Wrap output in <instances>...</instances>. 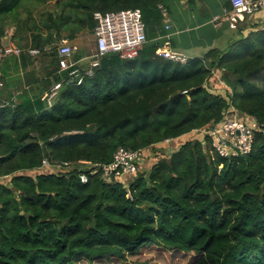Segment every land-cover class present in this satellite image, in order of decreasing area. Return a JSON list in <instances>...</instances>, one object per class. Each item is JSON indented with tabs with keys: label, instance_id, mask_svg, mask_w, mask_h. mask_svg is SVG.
<instances>
[{
	"label": "trees",
	"instance_id": "trees-1",
	"mask_svg": "<svg viewBox=\"0 0 264 264\" xmlns=\"http://www.w3.org/2000/svg\"><path fill=\"white\" fill-rule=\"evenodd\" d=\"M48 1L0 0V42L9 24L32 31L13 36L17 57L93 33L99 12L140 7L145 23L161 21L167 0H53L36 10ZM255 13L236 25L238 55L230 45L177 61L152 43L132 60L105 56L93 75L69 82L56 51H43L54 57L48 80L35 81L43 88L0 99V264H97L150 244L194 252L189 264H264V23L248 20ZM231 110L256 120L255 139L249 153L223 157L206 131ZM171 145L143 167L157 159L149 150ZM119 147L146 161L108 183L91 167L111 163Z\"/></svg>",
	"mask_w": 264,
	"mask_h": 264
},
{
	"label": "built area",
	"instance_id": "built-area-1",
	"mask_svg": "<svg viewBox=\"0 0 264 264\" xmlns=\"http://www.w3.org/2000/svg\"><path fill=\"white\" fill-rule=\"evenodd\" d=\"M232 7L225 9L222 13L216 14L213 18L215 23L229 21L231 24H239L245 21L248 14L255 13L264 9V0H230ZM166 28L171 27V17L168 8L160 4ZM97 24L93 34L96 37V50L87 56L89 61L87 68H82L79 62L74 59L75 53L79 50L76 42L70 39H55L52 44L43 48H31L29 53L33 57L40 56L43 51H56L59 71L68 72V81L71 82L74 78H79L81 82L84 75H93L94 69L101 63L103 57L116 54L121 59L132 60L137 58L145 48L147 37V26L144 21L143 12L140 7L127 8L116 11H110L105 14L96 13ZM6 31V37L10 39L8 44L0 47V59L4 56L14 55L19 56L22 53V48L13 40V33ZM55 46V48H54ZM157 53L168 59L177 61H186L187 57L182 53L168 48L160 47ZM84 72L85 74H83ZM4 83L0 81V86ZM60 84L56 85L58 88ZM257 122L253 119L252 123H247L236 114H229L223 123L214 125L209 128L206 133L213 140V147L216 152L223 157H234L239 154H247L253 148L255 139V127ZM146 159L144 153L140 150H132L126 147H119L114 159L109 164H95L91 167V172H102L106 182H113V177L124 179L126 175L133 176ZM59 167L69 165L68 162L58 164ZM4 176L0 174V180ZM81 178L87 181L88 174L82 173Z\"/></svg>",
	"mask_w": 264,
	"mask_h": 264
},
{
	"label": "crops",
	"instance_id": "crops-1",
	"mask_svg": "<svg viewBox=\"0 0 264 264\" xmlns=\"http://www.w3.org/2000/svg\"><path fill=\"white\" fill-rule=\"evenodd\" d=\"M53 2V0L50 2L48 1V4ZM230 5V0H167L165 6L169 10L172 25L167 29L164 19L159 21L160 19H158V17H152V23H146L147 44L159 43L160 47L174 49L187 58L203 57L211 48L227 50L233 41L239 40L240 38L237 27L229 21L215 23L213 18L216 14L222 13L225 9H230L232 7V5L231 7ZM44 6L45 5L37 6L36 10L38 11ZM19 14H21V17H25V9L21 8ZM249 19L251 20L250 22L253 23L264 22V9L250 16L248 20ZM7 27H9L8 32L13 33V36L16 33L18 36L23 37L27 35L32 39V31L30 30L20 31L15 23L7 25L6 30H8ZM41 31L43 35L48 34V31L45 29ZM1 38V47L10 42V39L6 37V35H2ZM77 40L78 38L71 40L76 42L79 46V50L75 53L74 59L79 62L80 67L87 68L89 66V61L86 57L91 55L94 49L91 53H87L83 46L79 45ZM28 47L29 49L34 48L26 46V48ZM44 61L45 60L39 61L38 58L30 55H27L26 60L14 55L1 58L0 76L4 77L2 80L4 84L0 86L1 102H3L12 91L20 92L22 89L31 86H39V84H41V88H43L42 83L35 81L48 80V71L52 70V67H49L48 63L44 64ZM57 72L60 73L59 71ZM48 86H53V82L49 81ZM171 149L175 150V146L171 145ZM144 164L142 163L140 166Z\"/></svg>",
	"mask_w": 264,
	"mask_h": 264
},
{
	"label": "rangeland",
	"instance_id": "rangeland-1",
	"mask_svg": "<svg viewBox=\"0 0 264 264\" xmlns=\"http://www.w3.org/2000/svg\"><path fill=\"white\" fill-rule=\"evenodd\" d=\"M48 8H52V4L45 5L43 8L39 9L38 11L47 10ZM53 9V8H52ZM40 13V12H39ZM163 15V14H162ZM164 19V17H163ZM264 23V22H263ZM262 23V24H263ZM12 25V24H10ZM9 27H7L8 29ZM9 30V29H8ZM78 43L79 45L83 46L85 51L87 53H91L92 50H96V37L93 33L86 31L85 33L81 34L78 37ZM15 42V41H14ZM1 47V45H0ZM242 54V50L240 47V44L231 45L230 48V54L231 55H238ZM39 61H44L45 63H48L53 69V65H51L52 60L54 57L50 55V53H46L43 55H40L38 57ZM3 80V79H1ZM256 83L257 86L261 85V80L253 81ZM225 81L222 77L218 79L219 86L224 85ZM223 93L226 94V91L223 89ZM230 114H238L234 112L233 110L229 111ZM239 117V116H238ZM200 136V135H199ZM202 136V135H201ZM152 158H157V156H164V155H171L173 152H175L174 149H171V147H160V148H152L149 150ZM158 161L157 159L148 160L146 164L143 166L144 168H147L149 170L151 168V165ZM47 164V163H46ZM144 164V163H143ZM59 167V166H56ZM53 166V168H56ZM62 168V167H59ZM45 170V169H44ZM34 174V173H32ZM133 179H130V181ZM130 181H128V184L130 185ZM128 185V186H129ZM196 258V254L194 252H184L180 250H170L169 248H166L162 245H146L142 247L139 251H136L134 253L128 252L125 257H117L112 256L110 258H103L98 261H96L97 264H189L192 260ZM79 264H89L88 260L83 259L79 261Z\"/></svg>",
	"mask_w": 264,
	"mask_h": 264
}]
</instances>
